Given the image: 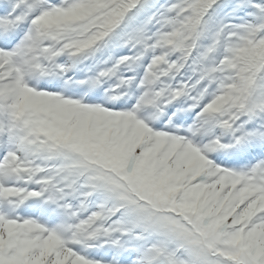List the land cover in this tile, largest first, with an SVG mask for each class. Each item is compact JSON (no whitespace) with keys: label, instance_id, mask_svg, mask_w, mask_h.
Here are the masks:
<instances>
[{"label":"snow or ice","instance_id":"6c2138e0","mask_svg":"<svg viewBox=\"0 0 264 264\" xmlns=\"http://www.w3.org/2000/svg\"><path fill=\"white\" fill-rule=\"evenodd\" d=\"M0 264H264V0H0Z\"/></svg>","mask_w":264,"mask_h":264}]
</instances>
